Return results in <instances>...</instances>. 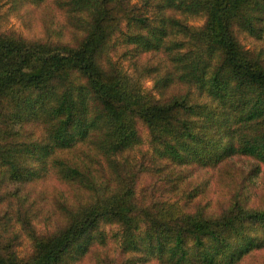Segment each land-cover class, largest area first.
I'll return each instance as SVG.
<instances>
[{
	"label": "trees",
	"instance_id": "1",
	"mask_svg": "<svg viewBox=\"0 0 264 264\" xmlns=\"http://www.w3.org/2000/svg\"><path fill=\"white\" fill-rule=\"evenodd\" d=\"M6 3L35 36L0 28V203L58 227L31 228L22 257L0 220V264H79L110 225L137 264H264V0H145L152 17L129 0ZM139 124L141 174L164 195L150 203Z\"/></svg>",
	"mask_w": 264,
	"mask_h": 264
},
{
	"label": "rangeland",
	"instance_id": "2",
	"mask_svg": "<svg viewBox=\"0 0 264 264\" xmlns=\"http://www.w3.org/2000/svg\"><path fill=\"white\" fill-rule=\"evenodd\" d=\"M131 6H138L140 9L144 10L146 15L148 17H152V10L150 7H146L144 5L145 0H129ZM0 13L2 16V20L0 22V28L2 31L6 32H14L17 35H23L29 40H32L35 36L33 33L29 32L22 20L19 16L12 10L10 3H6L3 6H0ZM204 18H196L188 21L189 25L199 27L203 24ZM125 31L127 30L125 25H123ZM239 41L242 44V46L249 50H254L256 48V42L251 41L243 36V34L239 35ZM115 42L117 43V51L113 55V60L117 62L119 65H121L132 77L137 79V71L134 67V63L131 61L130 57L126 55H121V47L122 45V38L117 37L115 38ZM140 81L141 86L149 92L155 93V90L153 89V82L147 75H143L142 78L138 79ZM139 133L141 137L140 143L137 145L135 152H138L137 157L139 158V164L136 165L137 168H139L142 164V167L138 171V177H140L141 172H145V165L148 164L147 161L143 162L141 161V153L146 152L148 150V140L149 136L147 134V130L139 124ZM137 158V159H138ZM138 162V161H137ZM143 163H145L143 165ZM134 164V163H131ZM213 176L215 173L211 172ZM211 176L209 173L207 174V178L209 180V183L206 184V193L208 196L212 197L213 205L215 208H218V206L222 205L225 200H227V194L223 193L222 198L223 201H221L218 205H216V196L219 193V190L222 188V183L217 180V177ZM157 182V180L150 179L149 175L147 173L141 174V180L138 182L137 185V191L141 192L142 189L148 187L149 193L143 194L140 197V201L145 203H150L154 200H159L164 197V195H161L159 189L154 187L150 190L149 185L151 182ZM163 184V182L161 181ZM158 186L160 189H162L161 184L158 182ZM16 185H10L9 189L13 190L17 194V191L15 190ZM227 191V187H224V192ZM258 194H261L258 192ZM21 195V193H20ZM14 198H19L15 197ZM201 198V197H199ZM20 199V198H19ZM22 199H20L21 202ZM198 200V198L196 199ZM21 204V203H20ZM21 206V208H19ZM26 207H22V205H19L18 207H14L7 199L5 201L0 203V220L1 222H5L7 220H11L8 225L12 229V234L4 236V241H7V238L10 239V245L14 250L18 253L19 256L25 257L28 256L32 251V246L29 238L27 237V232L31 229H37L38 231H51L55 230L58 227V219L57 216H54L51 214V212L48 210L46 212H43L39 214L36 218L29 216L28 219L25 218L27 214L30 215V212L35 213L36 207L33 208V206L29 205L27 206L26 213L24 212V209ZM122 229L118 225H110L106 227V233H107V243L103 247H94L90 255L88 256L87 260H82L79 262V264H137V261H129V255L122 251L121 247V241H122ZM115 234V235H114ZM131 259L134 257L130 256Z\"/></svg>",
	"mask_w": 264,
	"mask_h": 264
}]
</instances>
